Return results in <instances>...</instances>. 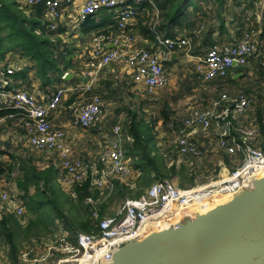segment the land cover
Here are the masks:
<instances>
[{"label": "built area", "instance_id": "built-area-1", "mask_svg": "<svg viewBox=\"0 0 264 264\" xmlns=\"http://www.w3.org/2000/svg\"><path fill=\"white\" fill-rule=\"evenodd\" d=\"M19 1L28 6L42 3L47 26L56 35H60L61 22L67 10L76 23H82L104 10L113 12L117 23L115 28L92 35L85 62L88 76L82 85H63L45 93L35 86L17 87L14 75L25 70L31 72L32 68L25 69L31 64L16 52L6 54L0 61V111L13 110L9 118L14 120V131L20 130L17 135L25 140L28 147L55 156L60 182L65 190L73 191L76 184L88 180L103 195L113 188L116 181L129 183L136 180L141 171L134 167V158L127 155L123 147L122 123L112 127V138L99 149L82 156L76 153L68 132L56 126L51 115L60 109L69 93L80 90L91 97L73 109L72 125L88 129L104 121L107 116L105 101L91 91L104 69L112 63L130 70L128 85L142 86L147 93L156 96L171 81L166 62L176 51L189 49L193 36L165 35L157 27L159 21L156 20L152 31L154 47L140 44L137 35L128 27L139 15L140 7L137 5L149 4L153 0H84L82 4L78 0ZM201 32L202 27H199L194 30V35L199 36ZM259 49L257 31L252 27L234 44L213 45L199 59L195 72L203 82L225 78L234 63L248 65ZM68 73L62 77L66 78ZM251 105L252 99L242 93H223L215 102L216 109L223 106L220 112L214 108L191 107L185 117V126L174 141L180 146L181 154L192 152L201 162L220 149H225L233 157L242 154L240 165L227 176L220 175L191 187H181L170 178L157 179L141 196L119 203L113 214L101 216L95 208L93 215L99 220L97 233L77 232L71 236L67 229L58 227L50 238H43L23 251L24 264H104L123 244L141 238L149 229L169 228L177 219L190 214L198 204L219 203L250 187L255 178L264 173V149L257 145L256 127L237 125L235 121ZM6 119H1L0 127ZM9 130L6 127L0 131V141ZM215 130L219 132L216 147L209 144L198 149L191 139L194 133L201 132L208 143ZM4 158V148L0 146V163ZM88 202L96 205L99 201L90 197ZM25 211L22 192L13 187L12 181L0 182V218L7 214L21 216Z\"/></svg>", "mask_w": 264, "mask_h": 264}, {"label": "trees", "instance_id": "trees-1", "mask_svg": "<svg viewBox=\"0 0 264 264\" xmlns=\"http://www.w3.org/2000/svg\"><path fill=\"white\" fill-rule=\"evenodd\" d=\"M216 1L221 4L224 2V0ZM196 2V0H158L160 21L157 25L162 31L175 36L172 31L177 25H183L184 21H187L186 25L190 27L189 20L193 18L195 13L192 14L188 8L192 5L193 11H196ZM25 9L32 11V13L26 15ZM3 31H5V35L2 34ZM50 33L54 32L47 26L42 3L28 6L20 3L19 0H0V60L10 49L20 48L23 57L25 56L35 62L39 75L42 76L45 83L53 81L54 75H48L50 71L54 70L62 74L63 71H67L72 66L68 60L70 55V52L67 51L68 48L64 51L56 50L55 43H53L55 40L52 39ZM58 53L59 55H57ZM62 61L64 62V69H61ZM240 66L242 65L238 66L239 70L241 69ZM225 78L219 77L211 81ZM72 81H75V77L68 82ZM94 88L91 94H98L102 97L101 94L95 92ZM72 101L73 99L69 100V102ZM105 108L106 117H108L106 104ZM168 108L169 102H166L161 117L153 121H146L137 111L129 110L131 116L126 120L122 129L123 147L127 155L134 158V167L140 169L141 174L136 180L129 183L116 181L113 188L105 191L103 195H101V190L93 188L88 180L76 184L74 190L70 192L64 190L62 184H60L63 187L62 190H57L56 185H54L56 183L54 171L56 170L57 173V168L54 164L52 167L41 169L29 157L26 158L27 160L17 161L18 174L17 170L13 171L16 165L7 167L3 160L0 163V180L3 179L5 173H15V177H13L18 179L12 185L22 192L26 207L25 215L7 214L0 218V253L3 254V258L6 257L7 262L5 261V263L24 264L21 257L23 251L37 244L43 238H50L49 236L57 229L56 222L58 220L65 222L64 228L68 230L71 236L77 232L97 233L99 220L93 215L95 208L100 211L101 216L107 213L113 214L114 211L109 212L111 207L117 206L128 198L141 196L157 179L177 177L181 187H191L197 181L207 179L210 176L208 175L209 167L211 169L212 165H217L216 160L212 163L208 162L207 159L201 162L192 152L181 154L180 146L176 143H172L175 147L173 156L157 149V140L152 132L159 119H162L167 130L170 129V126L176 127L174 139L178 137L179 131L185 126L186 115L172 118ZM12 113L13 110H1L0 121L2 118H9ZM261 114L259 124L262 132L260 133L264 136V117ZM5 122L0 127L1 131L6 128ZM103 122L95 126L101 128ZM199 133L202 135L204 145V141L207 142L208 140L204 139L201 132ZM191 139L198 149H202L203 146L201 147L193 137ZM257 140L259 139H256V142ZM257 145L259 146L258 142ZM222 152L226 163L231 164L232 155L227 153L225 149ZM179 155L185 157H183L184 161L177 164L176 159ZM240 155L243 157L242 154ZM90 197L99 201L98 204L89 203L88 198ZM22 217L26 219L25 222L24 219H21Z\"/></svg>", "mask_w": 264, "mask_h": 264}, {"label": "crops", "instance_id": "crops-1", "mask_svg": "<svg viewBox=\"0 0 264 264\" xmlns=\"http://www.w3.org/2000/svg\"><path fill=\"white\" fill-rule=\"evenodd\" d=\"M197 2V9L196 11H193V6L191 5L188 10L194 14L193 18L189 20L190 27H188L184 21V25H178L174 28L172 32L175 36H180V35H192L193 36V42L192 46L189 49L185 50H179L176 51L171 58L170 61L166 62V68L171 76V83H170V89H175L178 90L179 88L175 85V71L176 69H185V71L193 72V74H196L195 72V67L201 57H204L209 49L213 45H225V44H234L238 42L244 35L245 31L250 30L252 27H254L257 31V38L260 43L261 47V41L260 39L264 37V0H224V2L221 4L220 2L216 0H196ZM84 0H78V3L82 4ZM43 5V4H42ZM139 8V15L138 17L129 25V29L133 31L138 38V41L140 44L146 45L148 47H154L155 45V40L152 36V31L154 24L156 23V20L160 21L159 15H160V10H159V5L158 3L155 4L153 1L149 4L145 5H137ZM44 7V5H43ZM152 11V13H151ZM154 12V13H153ZM194 12V13H193ZM153 14V17H151L152 21L147 23V26H145L146 30L144 31L145 33L142 34L140 32L141 27L140 24L142 22L141 19L144 18H150V15ZM156 16V17H155ZM192 16V15H191ZM45 18V15H44ZM63 25H66L69 30H75L76 28H79L77 33L74 36H85V34L92 33L91 36L89 37V42L86 45V48L82 51L84 54L89 53L90 49V43H91V38L92 35L98 31L106 30L108 28H115L116 26V19L114 18V13L109 12V11H102L98 13L97 15L88 18L86 21L82 23H76L74 20H72L70 16V11H66V16L61 22ZM86 23H89L90 25L87 26ZM146 24V22H144ZM157 24V23H156ZM182 26L180 28V34H176V28ZM76 27V28H75ZM157 27L160 29L159 25ZM199 27H202V32L200 33L199 36L194 35V30L198 29ZM65 28L63 29V31ZM160 31L165 34L169 35L166 32ZM184 32V33H183ZM69 32H63L60 33V35H56L57 38L52 37L54 40H67V34ZM55 36V34H54ZM82 40V39H81ZM87 40V41H88ZM260 51V49H259ZM9 52H16L20 55L22 59H25L22 57V55L17 52V51H12L9 50L6 54ZM5 54V55H6ZM259 55V52L258 54ZM256 55V56H257ZM255 56V57H256ZM259 57V56H258ZM4 58V57H3ZM2 58V59H3ZM1 59V60H2ZM0 60V61H1ZM26 61L30 62L31 65L27 66L25 69H34L35 63L31 61V59H25ZM261 63L264 65V59H260ZM118 68V73H115L113 77L118 78L120 81L117 84H120V86L125 87L127 90H144L145 89L142 86H137V85H128L127 80L130 78V70L125 67L124 65L120 64H114ZM192 68L190 69V67ZM239 65H234L231 67L229 70L228 76L225 79H219L216 83L219 85H222L223 87L220 89L217 88H206L207 90L203 89H198V87L194 90H198L199 94L205 95L206 100L210 102L211 106L209 108H215V102L218 101L223 93H228V94H233L231 93L234 86L236 85H241L244 91L247 93H243L239 91L238 93H242L246 95L247 97L252 99V104H253V94L251 93V88H246V85H251L249 84V80H253V68L250 67L249 65L247 66H240L241 69H238ZM120 68V71H119ZM115 69V68H114ZM114 69H112L110 72H114ZM264 69V67H263ZM104 72V71H103ZM103 72L101 74V78L103 76ZM195 72V73H194ZM69 74V73H68ZM117 74V75H116ZM120 74V75H118ZM250 74V75H249ZM31 75V72L28 70L22 71L14 75V80L16 81L15 86H27L28 84L25 83V77ZM72 75V74H71ZM198 77V76H197ZM74 78L72 75L67 81H70ZM100 78V79H101ZM79 80L82 79L84 81L87 80L85 76L78 78ZM200 80V79H199ZM126 81V82H125ZM67 83H74L72 85H76L75 82H67ZM98 84V83H97ZM96 84V85H97ZM70 85V86H72ZM63 86V85H60ZM58 86V87H60ZM66 86V85H65ZM29 87V86H28ZM37 87V86H35ZM56 87V88H58ZM142 87V88H140ZM55 88V89H56ZM216 91V92H215ZM215 92V94H213ZM218 92V93H217ZM73 94V93H69ZM68 94V95H69ZM149 94V93H148ZM67 95V96H68ZM235 95V94H234ZM192 96H197V94H193ZM191 96V97H192ZM208 96H211L209 98H206ZM215 96V97H214ZM67 98V97H66ZM65 98V99H66ZM188 98V97H187ZM64 99V100H65ZM68 100V99H67ZM255 101V100H254ZM64 102V101H63ZM69 102V100H68ZM75 102L72 101V103H69V106L71 108L72 104ZM262 103H264V100H262ZM190 108V107H189ZM175 109V108H174ZM223 109L222 107L217 108V112H220ZM187 115V114H186ZM72 117V116H71ZM177 118V116H174ZM159 118V117H158ZM173 118V117H172ZM51 120L53 123L61 128H64L67 132L68 135L71 139V142L74 145L75 151L77 154L82 155V156H88L90 152L95 151L88 149L87 147H80L78 148V144H83L84 141H81L78 138V135L76 133V129L78 126L72 125V118H69L66 113H63V111H56L53 112L51 115ZM259 121V115L255 113L253 107L251 106L244 115L240 116L235 123L237 125L245 126V127H256L258 129V134L256 139L257 142L259 143V146L264 149V136L260 133L261 131V126L257 122ZM159 123H163L162 119L158 120ZM257 122V123H255ZM81 128V127H78ZM171 130L176 134L175 126H170ZM83 129V128H81ZM84 130V129H83ZM260 133V135H259ZM176 136V135H175ZM193 139L198 142L201 147L203 146L202 142V135L199 132H196L192 135ZM176 139L171 140L173 143H175ZM219 140V132L217 130L213 131L212 136L209 140L208 143L204 141V146L211 144L213 147L217 146ZM161 144V143H160ZM0 146L4 148L5 152V158L7 156V153L9 151H15L17 154L21 155V150L24 148H30L25 144V140H21L20 137L17 135V132L14 130H9L7 134L4 135L3 139L0 141ZM30 150V149H28ZM217 152V153H213ZM211 156L207 159L208 162L212 163L214 160L217 161V165H212L211 169L209 167L208 175H213L217 171V175H222V176H227L230 172V169L234 168L236 165H240L242 161V157H233V161H237L236 164H227L226 161L224 160L223 157V152L222 150H215L213 151ZM220 154V156H217ZM222 154V155H221ZM213 155H216V157L213 158ZM24 158H26V155H23ZM183 157L185 156H180L178 157L177 164L181 163L179 159H184ZM4 158V160H5ZM33 158V157H31ZM35 162V161H34ZM53 163H51L48 167H52ZM232 165V167H231ZM234 165V166H233ZM217 166L219 167L217 170ZM40 168V167H39ZM44 167H41L43 169ZM57 168V167H56ZM209 176L208 178H210ZM216 176V175H215ZM207 178V179H208ZM3 180H6L4 177L3 179L0 180V182H3ZM198 182V181H197ZM1 264V263H0Z\"/></svg>", "mask_w": 264, "mask_h": 264}, {"label": "rangeland", "instance_id": "rangeland-1", "mask_svg": "<svg viewBox=\"0 0 264 264\" xmlns=\"http://www.w3.org/2000/svg\"><path fill=\"white\" fill-rule=\"evenodd\" d=\"M157 1L158 0H153L155 4H157ZM25 13L26 15H30L32 11L25 9ZM151 17H153V14L150 15V18L141 19L140 22L142 23L140 24V27H141L140 32L142 34L145 33L144 31L146 30L145 26H147V23L152 21ZM144 22H146V24ZM187 23L188 22L186 21L185 24ZM86 24L87 26L90 25L89 23H86ZM181 27L182 26H179L176 28V34H180ZM60 28H61L59 30L60 33L67 32V31L69 32L67 34V40L58 39L57 41L53 43H55L56 50L59 49V50L64 51L66 48H68L67 51L70 52L68 60L72 63V66L71 68L67 69V71H63L62 74H60L61 72L57 73L54 70L50 71L48 75L49 76L54 75V76H53V81L51 80V82L49 83H45L43 81L42 76L39 75L37 66H34V69H32L31 71V75L30 76L27 75V77H25V83L30 85L29 87L37 86V89L41 93L50 92V91L52 92L55 90L56 87L60 85L70 86L74 84V83H67L68 75L66 76V78L62 77V75L65 72H69L75 77V81H72V82H75V83L77 82L76 85L77 84L82 85L83 83H85L84 80L82 79L79 80L78 78L83 77V76L85 77L88 76L87 68L85 67V62H86L87 57H86V54H84V52L82 51L86 48V45L89 42L88 39L92 33L87 32L88 34H85V36H83L82 34L81 37L80 36L77 37L74 35L77 33L79 28L75 27L76 29L72 31V30H69L67 26L63 25L62 23H61ZM64 28L65 30L63 31ZM2 34L5 35V31H3ZM50 34H51V37L57 38L56 34L55 36H54V33H50ZM260 41H261V47H260L259 55L251 58L248 64L249 68L252 67L254 71L253 80L248 81L249 84L251 85H246L245 89H247L248 87L251 88V93L253 94V97H252L253 104L251 106L253 107L256 114H258L259 112V116H260V113H262L261 116L264 117V103H262V100H264V69H263L264 65L260 61L261 58L264 59V37L261 38ZM10 50L19 52L23 57V52H21L22 50L20 48H12ZM57 55H59V53ZM23 58L29 59L25 56ZM114 64L115 63H112L104 69L102 78L97 82L98 84L95 85V88H94L96 90L95 92L102 95L105 101V104L107 105L109 115L108 117L105 118L104 122L101 124L102 126L101 128H99V126H93V127L83 130L77 127L76 133L78 135V138L81 141H84L83 144L77 145L79 149L80 147H87L88 149H91V150L99 149L101 145L105 144L106 140L112 138L113 136L111 132V129L113 127L112 125L116 124L117 122H120L124 125L126 120L129 119V117L131 116L129 110L137 111L138 114L141 117H143L146 121H153L154 119L161 117L162 109L165 103L169 102L168 112L170 114V117H174V116L182 117L188 113L191 107L192 108L194 107L209 108L211 106L210 102L204 99L205 95L199 94L198 90H194V89L198 87L199 90L200 89L207 90L206 88H212V87L217 88L218 87V89L221 90V88L223 87L222 85H219L218 83H216L217 81H211L208 83L203 82L199 80V78L197 77V74H193V72L185 71V69L182 70L180 67V69H176L175 75H174L175 85L179 89L178 90L170 89V83H171L170 81L168 86H166L163 90H160L159 93L156 96H154V95L148 94L146 90L145 91L144 90L143 91L142 90L141 91L131 90V89L127 90L125 87H122L120 86V84H117L120 80L116 77H113L115 73H118V68ZM191 68L192 66L190 67V69ZM61 69H64L63 61L61 62ZM112 69H114V72H110ZM119 71H120V68H119ZM239 91L247 93L246 91L243 90L241 85L234 86L231 93H233L232 95H234L238 93ZM215 92L213 94H215ZM195 93L197 94V96L196 97L192 96ZM90 97L91 96L88 93H82L80 90L73 94H69L67 98L64 100V102L62 103L58 112L63 111V113H66L69 118H73V109H75L81 103L85 102ZM209 97L211 96H208L206 98H209ZM67 99L68 100L73 99V101L75 100L71 108L69 106V103H72V102H68ZM13 121H14L13 119L7 118L5 122L6 127L10 130H16L12 125ZM257 122L259 123V121ZM19 131L20 130H17L16 132L19 133ZM152 133L153 135H155V138L157 140V145H156L157 149H159L160 151L164 153L167 152L168 154H171L173 156L175 154L174 153L175 147L173 144H171L170 141L174 139V132L171 130V128L167 130L166 125H164L163 123L157 122ZM25 148L24 150L23 149L21 150V155L17 154L15 151H9V153H7L5 160L3 161L4 164L7 167L9 165H16L13 171L17 170L18 174H19V171H18L17 161L25 160L26 158H29V157H33L32 158L33 161H35V163L40 168L41 167L47 168L51 163H53L57 167L56 163L58 164V162L55 163L56 158H54L55 156L53 154L45 152V151H39L36 149L28 150ZM213 153H217V152H213ZM24 154L26 155V158L23 157ZM217 156H220V154H218ZM214 157H216V155H213V158ZM176 160H178V158ZM179 160L180 162L184 161L183 159H179ZM236 162L237 161L235 160L232 162V164H236ZM237 166L238 165L234 167L236 168ZM217 170H218V166H217ZM230 171H232V168L230 169ZM54 172L56 173V170ZM55 173H54V179L56 180V183L54 185H56V189L59 190L63 188L61 187L62 185H60L61 184L60 183V170L57 168V173L56 174ZM218 173L216 171L212 176L210 175L211 176L210 178L205 179V180L200 179L201 181H198L197 183H201V184L207 183L213 180V178H217L218 176H220V174L217 175ZM14 177L12 176V173L4 174V178L7 181H12V183H16V180L18 178H14ZM170 179H173L177 184H179L177 177H173ZM116 207L117 206L111 207L109 209V212L114 211ZM21 219H24L23 220L24 222L26 221L24 217H22ZM64 225H65V222L63 220H58L56 222L57 228L59 227L63 229ZM2 256L3 254L0 253V263L6 264L5 263L6 257L3 258Z\"/></svg>", "mask_w": 264, "mask_h": 264}, {"label": "water", "instance_id": "water-1", "mask_svg": "<svg viewBox=\"0 0 264 264\" xmlns=\"http://www.w3.org/2000/svg\"><path fill=\"white\" fill-rule=\"evenodd\" d=\"M225 201L149 229L104 264H264V173Z\"/></svg>", "mask_w": 264, "mask_h": 264}, {"label": "bare ground", "instance_id": "bare-ground-1", "mask_svg": "<svg viewBox=\"0 0 264 264\" xmlns=\"http://www.w3.org/2000/svg\"><path fill=\"white\" fill-rule=\"evenodd\" d=\"M224 202H226L225 200H223ZM213 203H211V204H209V203H206V204H202V203H200V204H198L197 206H196V209H200V210H202V211H207L209 208H210V206L212 205Z\"/></svg>", "mask_w": 264, "mask_h": 264}]
</instances>
